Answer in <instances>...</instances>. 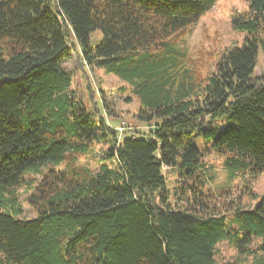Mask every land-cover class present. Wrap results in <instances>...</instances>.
<instances>
[{
    "label": "trees",
    "instance_id": "obj_1",
    "mask_svg": "<svg viewBox=\"0 0 264 264\" xmlns=\"http://www.w3.org/2000/svg\"><path fill=\"white\" fill-rule=\"evenodd\" d=\"M216 1L0 0V264H216L222 242L264 264V194L231 218L207 206L201 151L224 157L232 179L264 174V72L254 76L264 0L234 13L243 43L202 82L168 42ZM95 31L102 38L92 46ZM73 37L87 66L134 84L139 119L151 129L119 137L75 97L64 67ZM100 143L117 169L49 167L77 165ZM167 168L183 183L174 198L185 207L171 199ZM39 174L33 188L26 177ZM28 185L33 219L21 217L16 195Z\"/></svg>",
    "mask_w": 264,
    "mask_h": 264
},
{
    "label": "rangeland",
    "instance_id": "obj_2",
    "mask_svg": "<svg viewBox=\"0 0 264 264\" xmlns=\"http://www.w3.org/2000/svg\"><path fill=\"white\" fill-rule=\"evenodd\" d=\"M250 0H217L214 7L193 25L176 33L168 39L183 56L182 67L187 69L197 82L211 75L215 70V64L219 57L227 49L241 46L246 36L245 32L234 30L232 27V16L234 13L246 12L249 9ZM102 38L99 31L91 35L92 46H95ZM70 39L72 57L64 63V67L73 75L72 91L76 98L82 100L88 108L99 109L108 123L119 133V137L128 133L137 135L136 132H143L153 126L141 122L139 119V108L141 100L135 93V86L132 82L122 79L118 75L109 73L104 68L87 66L80 56V47L77 40ZM162 50H165L162 49ZM159 50L150 52L155 56ZM146 52H139L135 55L144 57ZM264 72V54L259 52L258 62L254 76H261ZM107 106L102 108V104ZM109 145L105 143L94 144L85 157L78 159L77 165H71L65 160L60 165H50L56 170L70 171L71 168L83 169L84 173H95L103 164H110L117 169L116 163L107 158ZM211 146H203L202 162L204 163L206 187L204 188V200L206 205L222 212L228 218L232 217V210L240 205L242 207H253L260 196L264 194V174L256 178L249 176H238L230 178L224 167V157L220 154L210 152ZM214 151V150H213ZM115 169V170H116ZM45 172V170L43 169ZM167 178L166 188L170 192L171 199L176 202L177 207H185L179 199H175L176 191L183 187L181 179L174 170L165 169ZM28 183L37 187L42 176L28 175ZM187 188V185H184ZM30 186L17 191L19 206L22 210L21 217L24 219L36 218V212L29 203L31 194ZM258 199L254 200L253 195ZM184 200L190 201L186 196ZM216 264H250L251 259L240 255L237 250L228 242H222L216 249Z\"/></svg>",
    "mask_w": 264,
    "mask_h": 264
}]
</instances>
